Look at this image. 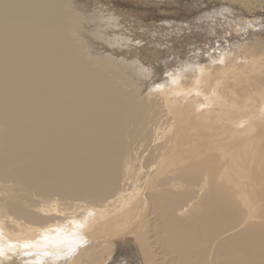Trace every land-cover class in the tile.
I'll return each instance as SVG.
<instances>
[{
	"label": "bare ground",
	"instance_id": "bare-ground-1",
	"mask_svg": "<svg viewBox=\"0 0 264 264\" xmlns=\"http://www.w3.org/2000/svg\"><path fill=\"white\" fill-rule=\"evenodd\" d=\"M199 1L211 31L153 71L107 0H0V264L87 208L71 264H264V0Z\"/></svg>",
	"mask_w": 264,
	"mask_h": 264
},
{
	"label": "rangeland",
	"instance_id": "rangeland-1",
	"mask_svg": "<svg viewBox=\"0 0 264 264\" xmlns=\"http://www.w3.org/2000/svg\"><path fill=\"white\" fill-rule=\"evenodd\" d=\"M162 1H167V0H107V3L105 4V6H103V7H106V11L108 12L107 14L110 13V15L112 17H114V15L117 14V15H119L118 16L119 18L124 20L123 25H125V26L123 29L126 30V32H124V33L127 34L128 36H130L131 40L134 37H136L137 40L138 39L142 40V42L140 44H137V43H134V44L129 43V44L134 45V47L137 49L136 53L138 54V56H139V54H141V55L144 54L143 56L146 57V61L142 60L143 61L142 62L141 61L142 57H140V56H139L140 58H138V56L137 57L134 56V59H133V53L128 55L126 52V53L120 54V55L126 54L125 56H122V57H125L124 63L129 64L130 62H132L131 60L133 59V61L136 60V61H134L135 63L137 61L138 62L141 61L140 63H142V64H145L147 62L146 63L147 66L145 65V67H147V69L152 68L153 66H156V65L160 66L164 63V61L162 62V60H164V59L169 60V58L171 59L172 57L173 58L174 57L179 58V55L182 56L184 48H186L187 45H188V47H187V50H188L189 48H191V46L193 44H195V43L197 44V43L203 41V39L206 37V35L209 34L208 29H209V31H211L210 28H208V26L211 23V22H209V21H211V19L205 20L202 17L199 18V16H204V14L206 12L209 13V11H211V8L207 11L206 9H204L206 7L199 6L201 1H199V0L172 1V2H174V4L172 3L171 5L172 6L175 5V7L172 8L171 6H169V7L167 6L168 8L165 7L167 9H165V8L160 9L163 3L162 4H159V3ZM84 2H85V0H84ZM95 2H96V0H91L90 5L91 6L96 5ZM194 3H195V5H194ZM200 7H201V9H200ZM245 13L239 14L240 16L235 15V17L232 14H229V16H230V18H235L236 20H234V21H237L235 23V25H238L240 22L239 21L240 19H245L247 21L250 20L251 16H247ZM197 17L199 18V19H197L198 21L196 19H194ZM263 17L264 16H262V15L259 16L255 22L256 23L259 22V20L260 19L262 20ZM196 22H198V23H196ZM169 24H172V26ZM258 24H260V23H258ZM258 24H256V26H260ZM179 26H181V27L183 26L184 28H181ZM214 26L215 25H213L212 30H214ZM256 26H254V28H256ZM110 30H111V33L114 34L115 29L110 28ZM116 33L120 34L119 42L122 41V43H121V45L118 44L117 46L112 47L113 50H122V49H125L127 46H129V45L126 46V44L128 42L124 39V34L122 33V31L120 33V30H116L115 34ZM108 35L110 37L111 34H108ZM196 37H197V40H195ZM106 39H108V38H106ZM102 41H104V39H102ZM129 41H130V39H129ZM195 41H198V42H195ZM189 44H191V45L189 46ZM168 45H170V46H168ZM106 49L107 48H105V50ZM148 49H150V50H148ZM145 50H148L146 52V54L144 53ZM167 50H170V51H167ZM168 52H169V54H168ZM105 56H106V54L103 55V57H105ZM108 56H106V58L112 60V58L108 57ZM130 56H131V58H130ZM135 57H136V59H135ZM149 58H150V60H149ZM162 58H164V59H162ZM129 59H130V61H129ZM157 59L159 60V62L156 63V61H158ZM160 60H161V62H160ZM121 62L122 61H120L119 63H121ZM137 63H136V65H137ZM150 66H152V67H150ZM153 69L154 68H152V70ZM153 71H152V74L154 73ZM140 81H141V83H143L142 80H140ZM144 81H148L147 78ZM140 85H142V84H140Z\"/></svg>",
	"mask_w": 264,
	"mask_h": 264
},
{
	"label": "clouds",
	"instance_id": "clouds-1",
	"mask_svg": "<svg viewBox=\"0 0 264 264\" xmlns=\"http://www.w3.org/2000/svg\"><path fill=\"white\" fill-rule=\"evenodd\" d=\"M175 83V81H173ZM162 95L167 93L164 85L155 86ZM95 209L87 208L83 212V216L79 220L72 221V230L69 232H58L57 238H49L47 235L42 236L41 240L35 244H22L19 247L23 249H35L37 259L35 264H44V258H49L53 264L63 262V264H71V260L78 253L81 247H86L90 241L86 232L95 218ZM10 247H14L11 246ZM49 247L55 248L56 251H48ZM32 253L26 252L25 255Z\"/></svg>",
	"mask_w": 264,
	"mask_h": 264
}]
</instances>
